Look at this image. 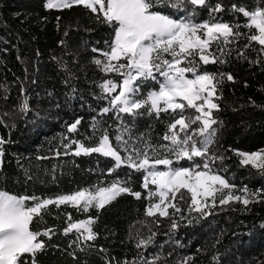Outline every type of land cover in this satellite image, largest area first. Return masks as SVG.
<instances>
[{"label":"trees","instance_id":"16d2710c","mask_svg":"<svg viewBox=\"0 0 264 264\" xmlns=\"http://www.w3.org/2000/svg\"><path fill=\"white\" fill-rule=\"evenodd\" d=\"M216 2L210 0L212 4ZM221 2L224 11L215 15L224 22L240 24L241 35L226 46L225 50L232 52L227 57V63L203 66L208 71L231 73L235 80V83L225 80L223 99L219 101L221 111L214 112L223 122L218 133L220 144L222 150L257 151L264 149V53L259 51L261 46L256 42L245 47L249 44L246 36L255 29L244 27L248 18L232 10L231 6L252 10L264 7V0ZM45 3L46 0H0V119L4 121L0 124V137L12 141L5 145L0 167V189L12 194H35L47 198L86 188L94 191L97 185L107 186L114 178H125L127 173H131V187L142 193L140 200L125 194L98 212L91 208L87 213L69 205H61L59 209L55 205L50 206L51 214L38 227L55 228L56 235L48 243L59 247L49 248L38 254V258L40 264H84L85 261L87 264H105L101 259L104 256L132 260L137 249L134 242L128 239L130 226H135L131 228L133 232L141 229L147 233V229H142L136 222L153 219L144 216L148 201L144 199L147 193L141 187L143 173L121 167L109 175L108 169L114 165L110 157L98 153L64 155V146L71 139L86 145L98 143L97 139H86L93 134L91 125L94 119L102 122L101 128H107L113 143L122 121L132 129L134 138L146 134L154 144L167 143L160 139L167 131V115L161 113L160 120L154 114L133 118L121 113L117 118L115 112L110 111L102 115L101 111L109 106L110 98L102 93L99 84L109 78L118 81L120 77L115 73L106 76L101 72L91 61L93 57H102L91 49H105V41L111 39V29L98 23L94 14L83 6L49 10L45 8ZM197 11L198 21L209 18L206 7ZM57 17H60L59 21ZM65 31H68V36H64ZM61 40L66 42L67 47L60 44ZM239 52H244L248 59L241 58ZM54 57H62L69 71L62 70ZM66 80L69 82L65 83ZM22 86L29 98L30 111L27 113H21L18 107L24 98ZM155 88L158 85L148 81L141 95ZM5 95L8 97L6 100L3 99ZM102 96L105 98H100ZM140 111L145 112L144 109ZM193 112V109H187L186 114ZM78 118L81 119L78 131L69 133L68 125ZM75 148L76 145H72L69 151ZM224 154L229 157L224 161L227 175L234 177L238 186L264 188V177L256 169L251 165H242L241 158L231 151ZM180 163L187 164L186 161ZM248 208L244 211V205L240 203H231L223 209L217 207L215 215L198 224L181 227L172 240L164 235L169 221L157 217L161 219V224L156 241L164 245L162 257L169 264H178L186 256H192L195 264H264V229L260 228L264 222V202L250 204ZM67 214H71L73 221L97 218L94 230L98 238L89 242L94 248L87 255L77 252L76 260L68 255L73 251L68 245L76 233L63 234V229L67 227ZM41 239L47 241L46 237ZM100 248L107 252H100ZM159 251L154 246L145 252V256Z\"/></svg>","mask_w":264,"mask_h":264},{"label":"snow or ice","instance_id":"6c2138e0","mask_svg":"<svg viewBox=\"0 0 264 264\" xmlns=\"http://www.w3.org/2000/svg\"><path fill=\"white\" fill-rule=\"evenodd\" d=\"M74 6L90 10L98 23L111 29V39L105 41V49H91L102 57H93L91 61L101 72L106 76L115 73L120 77L118 81L109 78L99 84L102 93L110 98L109 106L104 107L101 114L114 111L117 118L121 113L133 118L154 114L157 120L161 119V113L167 115V131L160 138L167 143L154 144L146 134L134 138L132 129L123 121L113 143L107 128H101L102 122L94 119L91 125L93 134L86 139H97L98 143L86 145L71 139L64 146V155L98 153L110 157L114 165L108 169L109 175L121 167L143 173L141 187L147 193L144 199L148 201L144 216L153 219L137 220L136 223L142 229H147V233L141 229L133 232L131 228L135 226H130L128 239L134 242L137 249L132 260L107 256L101 259L105 264H169L162 257L164 245L156 241L161 224V219L157 217L169 221L168 231L164 235L172 240L181 227L198 224L215 215L214 209L217 207L223 209L231 203H240L247 211L250 204L264 202V188L238 186L234 177H228V168L224 163L229 159L224 153L231 151L241 158L242 165H251L264 177V149L251 152L231 148L222 150L220 144L218 133L223 122L214 112L221 111L219 101L223 99L225 80L235 83L234 77L231 73L203 68L209 64L228 62L227 57L232 52L225 48L241 35V25L217 18L215 14L224 11L221 0L215 4L210 0H46L45 3V8L49 10L71 9ZM205 7L209 18L198 21L197 9ZM231 7L248 18L244 27L255 29L246 36L249 44L245 47L256 42L261 46L259 51L264 53V7L252 10H246L243 6ZM68 34V31L64 32V36ZM60 44L67 47L64 40ZM238 55L248 59L244 52ZM54 59L62 70L69 71L62 57ZM148 81L154 82L158 88L141 95ZM21 92L24 98L18 106L19 111L27 113L30 111L29 98L23 86ZM7 98V95L3 97L5 100ZM187 109H193L195 114H186ZM3 123L0 119V124ZM80 123L81 119H76L68 125L67 131L77 132ZM193 125L196 127L193 128ZM9 143H12L10 139L0 137V167L5 156V145ZM72 145H76V148L70 152ZM181 161L187 164H181ZM130 177L131 173H127L125 178H114L107 186H95L94 191L86 188L47 198L35 194H12L0 189V264H40L38 254L51 247H59L48 243L56 235L55 228L38 227L51 214L50 206L55 205L59 209L61 205H69L87 213L91 208L98 212L125 194L140 200L142 193L133 190ZM150 185L154 187L150 188ZM96 220V217H89L73 221L71 214H67V227L63 229V234L76 233L68 245L73 248L68 255L74 260L78 259L77 252L91 254L94 245L89 242L98 238L94 230ZM260 228L264 229V222ZM42 237H46L47 241ZM175 243L179 244V241ZM154 246L161 251L145 256V252ZM99 251L107 252L103 248ZM178 264H195V261L192 256H186Z\"/></svg>","mask_w":264,"mask_h":264},{"label":"rangeland","instance_id":"374dc122","mask_svg":"<svg viewBox=\"0 0 264 264\" xmlns=\"http://www.w3.org/2000/svg\"><path fill=\"white\" fill-rule=\"evenodd\" d=\"M117 91H119V89ZM193 114H195V113L193 112ZM195 127H196V125H193V128H195Z\"/></svg>","mask_w":264,"mask_h":264}]
</instances>
